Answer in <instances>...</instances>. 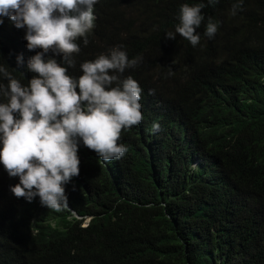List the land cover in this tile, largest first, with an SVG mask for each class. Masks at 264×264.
<instances>
[{"label":"trees","instance_id":"1","mask_svg":"<svg viewBox=\"0 0 264 264\" xmlns=\"http://www.w3.org/2000/svg\"><path fill=\"white\" fill-rule=\"evenodd\" d=\"M234 2L97 0L68 72L78 77L118 46L141 58L121 79L140 85L143 120L122 130L119 160L79 142L80 172L64 187L80 218L17 198L19 177L0 163V264H264V0L232 15ZM184 3L206 5L196 46L165 38ZM0 20V66L22 55L24 68L7 71L28 86V60L42 49L28 50L26 27Z\"/></svg>","mask_w":264,"mask_h":264},{"label":"clouds","instance_id":"2","mask_svg":"<svg viewBox=\"0 0 264 264\" xmlns=\"http://www.w3.org/2000/svg\"><path fill=\"white\" fill-rule=\"evenodd\" d=\"M217 2L207 0L208 5ZM96 3L0 0V17H9L17 28L26 27L28 50L42 49L28 60L27 69L34 73L28 86L7 71L24 68L22 55L1 63L0 80L6 79L7 85L0 83V96L7 102H0V163L10 177H19V183L11 187L17 198L31 202L38 196L41 205L57 211L67 206L64 186L80 172L79 142L105 162L119 160L127 152L119 143L122 130L143 120L140 85L131 76L121 79L141 58L130 60L118 46L107 55L83 62L78 77L68 72L75 66L73 54L80 52L76 41L83 38L84 45L89 42ZM242 4L243 0H235L232 15ZM205 6L184 3L175 32L166 33L165 38L176 39L179 34L196 46ZM216 32L217 24L209 18L204 35L211 38ZM50 50L62 55L63 64L45 58ZM159 130L160 125L154 122L150 131Z\"/></svg>","mask_w":264,"mask_h":264},{"label":"water","instance_id":"3","mask_svg":"<svg viewBox=\"0 0 264 264\" xmlns=\"http://www.w3.org/2000/svg\"><path fill=\"white\" fill-rule=\"evenodd\" d=\"M67 207L70 209V210H72V212L77 216V217H79L78 216V214L70 207V205L67 203ZM80 218V217H79Z\"/></svg>","mask_w":264,"mask_h":264}]
</instances>
